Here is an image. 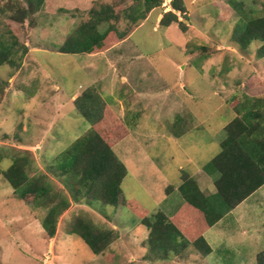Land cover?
I'll use <instances>...</instances> for the list:
<instances>
[{
	"label": "rangeland",
	"instance_id": "1",
	"mask_svg": "<svg viewBox=\"0 0 264 264\" xmlns=\"http://www.w3.org/2000/svg\"><path fill=\"white\" fill-rule=\"evenodd\" d=\"M171 1L162 0L136 27L123 14L130 2L116 5L114 13L121 15L117 31L131 26L135 31L92 59L57 50L89 20V10L113 0H44L23 25L10 18L24 2L0 0V41L16 39L27 47L23 56L17 49L13 65L0 66V170L23 158L28 177L45 174L54 187L63 188L47 168L90 128L73 101L96 81L103 90L100 102L121 103L110 109L118 121L111 148L119 161L120 153L133 154L120 185L127 200H136L150 216L157 212L153 196L180 184L182 175L212 178L204 167L218 154L224 127L237 116L229 103L242 95L264 98V57L256 56L260 42L241 51L231 40L240 19L263 14L264 0H181L185 16H177L187 18L184 33L175 23L159 24ZM151 165L157 172L146 171ZM71 205L82 208L71 214ZM89 208L70 203L55 237L48 239L40 225L44 212L17 199L0 176V264H255L264 248V186L224 216L213 237L208 234L213 250L207 256L189 248L167 261L144 260L148 230L139 217L127 208ZM76 218L98 229L114 223L118 246L113 247L114 240L103 254L93 255L76 235L66 233Z\"/></svg>",
	"mask_w": 264,
	"mask_h": 264
},
{
	"label": "trees",
	"instance_id": "2",
	"mask_svg": "<svg viewBox=\"0 0 264 264\" xmlns=\"http://www.w3.org/2000/svg\"><path fill=\"white\" fill-rule=\"evenodd\" d=\"M22 1L25 6L16 7L10 18L21 25L41 9L44 0ZM126 1L130 5L125 7L123 14L134 27L162 4V0H113L114 4L100 10L91 9L88 11L89 20L81 23L57 52L98 54L128 39L134 27L117 31L116 21L121 15L114 13L116 5ZM170 6L171 10L163 13L160 26L167 28L175 23L184 33L187 18L180 21L177 16V13L185 16L182 1L172 0ZM101 25L105 26L103 31L98 29ZM231 40L241 51L247 50L252 42H260L256 56L263 58L264 9L259 17L244 16L240 19L232 31ZM18 48L22 56L26 54L27 47L16 39L14 42L0 41V66L13 65ZM73 102L76 112L90 128L58 155L53 166L47 168L49 173L62 180L63 188L54 187L45 174L28 177L24 169L28 160L23 158L13 159L5 171L0 170V176L13 189L17 199L44 212L40 225L48 239L55 237L59 220L70 203H83L93 209H96V204H101L127 208L139 217L140 224L148 230L143 243L147 249L144 260L167 261L183 255L189 248L198 255L207 256L212 250L203 237L204 231L264 186V98L242 95L241 99L235 98L229 103L237 116L224 127L225 138L219 144L220 150L204 167V172L214 178L213 194H204L195 179L187 175L181 177L178 191L183 208L178 218L187 220L184 232L162 212L148 216L137 203L124 197L120 185L127 170L111 148L118 121L113 112L100 102L95 88L88 87ZM66 233L76 235L95 256L103 254L119 237L117 231L98 229L82 218L72 220ZM255 264H264V248L255 256Z\"/></svg>",
	"mask_w": 264,
	"mask_h": 264
},
{
	"label": "crops",
	"instance_id": "3",
	"mask_svg": "<svg viewBox=\"0 0 264 264\" xmlns=\"http://www.w3.org/2000/svg\"><path fill=\"white\" fill-rule=\"evenodd\" d=\"M110 2V1H109ZM153 10H151L149 12V14L152 12ZM147 18V17H146ZM138 28V27H137ZM135 31V30H134ZM133 31V32H134ZM132 32V33H133ZM130 37V36H129ZM128 40V39H127ZM126 42L125 41H122L114 46H112L109 50L105 51V52H102V53H99V54H91V55H87V58H97L98 55L100 54H104V53H107V52H111V50H113L115 47H117L118 45H121L122 43ZM108 54V53H107ZM112 69V67H110ZM88 71V70H87ZM117 73V71L115 69H113V72L112 74L114 73ZM111 74V75H112ZM120 75H124V74H120ZM123 79V82L125 81V79L123 77H121ZM93 80L91 79L89 83H91ZM111 84H109L110 86ZM97 84H96V81H93L90 85H88V87H95L98 95L100 96V100H102V88L101 86L99 85V88H97ZM77 96V95H76ZM72 101V100H71ZM103 102V101H101ZM119 103V105H121V103L119 101H117ZM116 101L114 100H111L110 104L111 105H108V104H105L104 102L102 103L103 105H105L107 108L111 109L113 112H114V108L115 107H118ZM121 108V107H120ZM123 108V107H122ZM122 108H121V111H122ZM121 118H123V120L125 119V115L123 114L122 112V116ZM123 124V128H126L127 130V125L128 123H126L125 121L122 123ZM128 133H130L128 130H127ZM133 133V132H131ZM120 154H123L122 155V158H121V163L125 166L126 170H127V174L130 172L129 169L127 168L128 166V163L129 165H131V158L133 157V154H128L127 151H124ZM129 157V159L127 158ZM179 171L181 170V168L178 169ZM146 171L150 174L152 172H157L156 168L154 166H148V168L146 169ZM199 171V170H198ZM126 174V176H127ZM159 174V173H158ZM186 174L182 175V176H185ZM198 175V174H197ZM160 176V175H159ZM181 176V177H182ZM189 176V175H187ZM161 177V176H160ZM181 177H180V183H181ZM190 177V176H189ZM191 178V177H190ZM163 180V178L161 177L160 180ZM213 177H208L206 176L205 174L203 176H196V182L200 188L201 191H203L205 194L206 193H209L210 194H213L215 192L214 190V187H213ZM166 182V181H165ZM180 184L176 185V186H173V185H167L166 187L163 188V192L161 191V193L156 197V196H153L154 198V206L156 207L155 209L157 210V212H162L166 217H168L172 223L181 231H186V221L183 217H180L178 218V216H180V209L183 208V200L181 198V195L178 191V187H179ZM253 195V194H252ZM150 196V195H149ZM250 198V197H249ZM247 200V199H246ZM129 201H133L135 203L138 204V202L136 200H134L133 198ZM139 205V204H138ZM140 207V205H139ZM80 208H82L80 205H71V208H70V211L71 210H75V211H72L71 214L73 212H77L78 210H81ZM69 211V212H70ZM89 211L90 212H93L95 210H90L89 208ZM147 211H145L144 213H146ZM156 213V212H155ZM106 221H108L107 219H105ZM222 220V219H221ZM220 220V221H221ZM220 221L215 224L214 226H212L211 228H207L204 233H203V237L204 239L206 240V242L209 244V246L211 247L210 245V241L208 240V234H209V237H213L215 235V229L217 228L218 224L220 223ZM111 225V229L114 230V231H117V227L114 223H110ZM118 232V231H117ZM128 234L124 233L122 238L126 237ZM118 236L120 237L119 233H118ZM118 237L117 240H119L120 238ZM117 240L113 243V247L114 246H118V243H117ZM212 242V241H211ZM110 250V249H109ZM112 250V249H111ZM111 250L107 252V254H110L111 253ZM211 250H213L211 248Z\"/></svg>",
	"mask_w": 264,
	"mask_h": 264
}]
</instances>
